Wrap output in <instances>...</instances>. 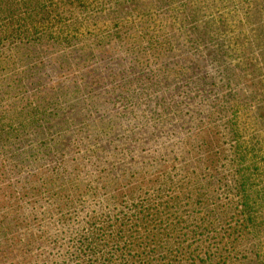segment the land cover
Instances as JSON below:
<instances>
[{
	"label": "trees",
	"instance_id": "obj_1",
	"mask_svg": "<svg viewBox=\"0 0 264 264\" xmlns=\"http://www.w3.org/2000/svg\"><path fill=\"white\" fill-rule=\"evenodd\" d=\"M93 1L0 0V264H264V166L211 39L87 38L66 9Z\"/></svg>",
	"mask_w": 264,
	"mask_h": 264
},
{
	"label": "rangeland",
	"instance_id": "obj_2",
	"mask_svg": "<svg viewBox=\"0 0 264 264\" xmlns=\"http://www.w3.org/2000/svg\"><path fill=\"white\" fill-rule=\"evenodd\" d=\"M146 1L149 0H99L89 2L87 10L72 7L66 11L79 17L78 22L73 20L72 23L87 38L109 35L113 39L117 32L123 36L130 30L128 38L132 42L147 45L154 41L153 46L160 45L164 49L169 44L179 55L184 53L182 34L194 35L195 30L208 36L212 42L210 50L220 59L215 66L217 76L212 70L211 73L218 85H225L221 93L230 94L224 106L237 123L241 142L255 148L256 168L264 166V0H164L160 10L156 5H147ZM114 42L109 44L116 45L119 40ZM202 50V55L212 56ZM164 55L161 54L159 63L165 59ZM178 66V72H188L191 65L179 60ZM140 87L144 84L140 83ZM161 90L162 86L151 91ZM144 93L155 97L151 92ZM139 109L142 111V104ZM168 120L171 117L159 122L167 125L171 123ZM207 139L209 154L213 157L218 142L213 136ZM252 171V183L262 188L264 171Z\"/></svg>",
	"mask_w": 264,
	"mask_h": 264
}]
</instances>
